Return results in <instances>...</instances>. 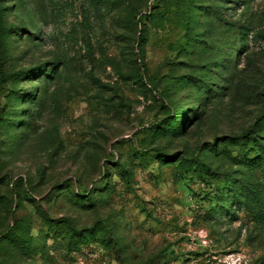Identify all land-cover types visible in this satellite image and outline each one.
I'll list each match as a JSON object with an SVG mask.
<instances>
[{
	"label": "rangeland",
	"instance_id": "rangeland-1",
	"mask_svg": "<svg viewBox=\"0 0 264 264\" xmlns=\"http://www.w3.org/2000/svg\"><path fill=\"white\" fill-rule=\"evenodd\" d=\"M264 264V0H0V264Z\"/></svg>",
	"mask_w": 264,
	"mask_h": 264
},
{
	"label": "built area",
	"instance_id": "built-area-1",
	"mask_svg": "<svg viewBox=\"0 0 264 264\" xmlns=\"http://www.w3.org/2000/svg\"><path fill=\"white\" fill-rule=\"evenodd\" d=\"M250 259L247 255L242 252H234L223 255L215 259V261L210 262L209 264H249Z\"/></svg>",
	"mask_w": 264,
	"mask_h": 264
}]
</instances>
